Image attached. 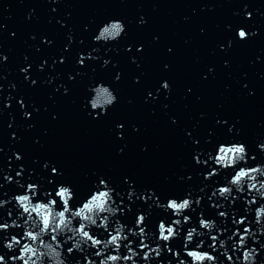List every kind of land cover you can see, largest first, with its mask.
Returning a JSON list of instances; mask_svg holds the SVG:
<instances>
[{
  "label": "water",
  "instance_id": "water-1",
  "mask_svg": "<svg viewBox=\"0 0 264 264\" xmlns=\"http://www.w3.org/2000/svg\"><path fill=\"white\" fill-rule=\"evenodd\" d=\"M110 20L123 21L125 32L115 41L94 40ZM241 28L246 39L238 37ZM101 83L117 97L106 111L89 103ZM222 143L247 146V162L237 167L264 165V0H0V201H6L0 223L9 224L0 230V254L6 260L26 239L28 216L14 197L29 183L38 185L34 199L44 201L55 197L58 185H70L75 210L103 179L117 212L106 226L97 217L89 230L106 240L124 225L121 257L131 247L137 264H177L173 252L187 259L184 237L195 227L188 247L203 241L199 250L230 264L223 253L242 257L243 249L232 245L247 225L258 239L245 246L264 264V223L255 222L264 198L247 183L228 197L219 194L235 171L215 164ZM186 196L190 209L179 216L167 210L169 198ZM140 214L145 221L137 225ZM201 218L215 221L211 232L200 227ZM161 221L177 229V238L159 239ZM141 227L149 246L143 250ZM12 235L23 239L10 251L4 241ZM72 235L58 236L67 264H87L86 257L99 264L103 257L90 241L67 253ZM157 244L160 255L151 252L145 260L144 251ZM108 254H116L112 246Z\"/></svg>",
  "mask_w": 264,
  "mask_h": 264
},
{
  "label": "clouds",
  "instance_id": "clouds-1",
  "mask_svg": "<svg viewBox=\"0 0 264 264\" xmlns=\"http://www.w3.org/2000/svg\"><path fill=\"white\" fill-rule=\"evenodd\" d=\"M250 15V14H249ZM126 26L121 20H110L99 29L98 34L94 37L96 41H115L118 40L121 35L125 32ZM238 37L240 39H246L249 33L241 28L238 30ZM82 62V61H81ZM164 88H169V85L165 82L163 84ZM105 94V99H101V92ZM94 95L89 101L91 108L93 110L102 108L106 111V108L113 105L117 100V97L113 90L108 85L98 84L93 89ZM122 127V126H118ZM261 149H264V144L259 145ZM247 146L244 143H231V144H220L218 146L215 155V164L223 169L233 168L235 169L234 174L230 177L229 181L225 185H221L218 188V192L223 197H228L232 193V188L235 187L238 191L243 190V186L247 183L249 190H255L256 193L264 198V180H258V177L264 176V165L257 164L256 166L237 167L241 162L246 163L247 160ZM19 158V156L17 157ZM197 162H199L197 158ZM53 173H56L55 168L52 169ZM217 169H213L211 173L207 176L215 174ZM19 175V173H17ZM11 180V177H8ZM101 187L99 190H94L90 196L78 205L75 210L71 207V201L76 198L75 192L70 185L60 184L55 190V197H50L47 201L34 199L38 192V185L29 183L27 185V190L24 193L16 194L14 199L22 209L23 214H27L28 220L25 221V229L23 233V238L25 242L21 245V239L16 235H12L10 240L4 241V247L8 250H14L17 245L19 247V254L8 257L5 259V255L0 254V264H8V261H12V264H16L17 261L22 262V264H67L65 251L63 244L58 239V236L65 234L66 232H71L73 235L66 237L68 240H72V247L67 248V253L71 254L74 249H80L81 243H87L90 241L91 246L98 248L99 250L95 253L96 256H102L99 264H120V261L125 262L131 261L132 264H137L134 257L138 255L135 249L128 247V255L121 257L119 254V249L121 248V243L127 239V235L124 232V225L118 224L114 234L109 232L108 238L106 240H101L97 236L93 235L89 230V225L95 226L97 224V217L103 216L101 219V224L107 225L109 215H114L117 209L112 207L113 189L107 185V182L103 179L100 180ZM255 198L250 203H255ZM6 203V201H0V205ZM58 203L62 207L58 208ZM196 203H199L197 199ZM193 204L191 198L186 196L183 199L169 198L167 201L166 208L170 210L174 215L179 216L186 210L190 209ZM35 214V217H33ZM221 216L225 215L223 212L220 213ZM2 218V217H0ZM73 218H79L80 223L78 226L74 225ZM35 220L38 223H33L29 225L28 221ZM190 220L189 216H184V221L188 222ZM145 221V216L143 214L138 215L136 224L140 225ZM255 222L259 225L264 223V204L255 208ZM181 223L180 219L174 220V225H179ZM238 223L244 224L245 217H240ZM15 225V221H12ZM200 227L202 229L211 230L215 226V221L211 219L201 218L199 220ZM9 229L8 223H0V230L7 231ZM35 229V230H33ZM132 230L129 229V232ZM159 239L164 242H169L172 239L177 238L178 231L173 225H166L164 221H161L158 225ZM239 230L237 229V232ZM141 234V243L139 248L141 250L149 248L147 243H144L145 230L143 227L139 229ZM233 233V236L237 234ZM194 234H198V230L195 227L189 228L185 240V247L183 252L187 259L181 257L179 251L173 252V256L178 258L177 264H217L218 258L209 251L199 250L203 241L197 244L195 248L188 247L194 240ZM50 235V240L45 237ZM258 239L251 228L247 225L245 226L244 232L240 234L239 241H233V250L243 249L242 257H236V261L233 260V255L228 254L227 250L223 253L230 262V264H256L257 250L253 248L246 247V241L249 238ZM211 239L213 241V247H215V242L218 239L216 235H212ZM227 239H232V237H227ZM30 241V242H29ZM132 241H129L131 244ZM109 246L113 247L116 254L103 255L105 249ZM220 246L226 248V240L220 241ZM127 247V245H125ZM167 247V243L165 244ZM264 248V244L261 245ZM169 251L172 249L169 248ZM155 252L156 256L160 255L159 244L155 248H151L148 251H144L143 258L148 260L150 258V253ZM87 264H95L94 260L85 258ZM77 264L79 262L77 261ZM171 264V261L169 262ZM223 264V262H219Z\"/></svg>",
  "mask_w": 264,
  "mask_h": 264
},
{
  "label": "snow or ice",
  "instance_id": "snow-or-ice-1",
  "mask_svg": "<svg viewBox=\"0 0 264 264\" xmlns=\"http://www.w3.org/2000/svg\"><path fill=\"white\" fill-rule=\"evenodd\" d=\"M105 94L103 93V91L101 92V99H105Z\"/></svg>",
  "mask_w": 264,
  "mask_h": 264
}]
</instances>
